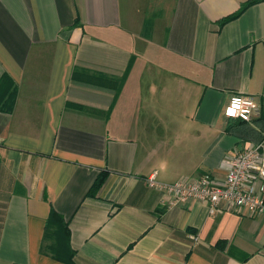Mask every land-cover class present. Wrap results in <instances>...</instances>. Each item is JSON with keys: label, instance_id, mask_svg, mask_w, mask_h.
Instances as JSON below:
<instances>
[{"label": "crops", "instance_id": "1", "mask_svg": "<svg viewBox=\"0 0 264 264\" xmlns=\"http://www.w3.org/2000/svg\"><path fill=\"white\" fill-rule=\"evenodd\" d=\"M248 1L0 0V264H264V214L164 208L147 183L223 180L264 141V2L221 24ZM235 95L259 117L226 118Z\"/></svg>", "mask_w": 264, "mask_h": 264}, {"label": "built area", "instance_id": "2", "mask_svg": "<svg viewBox=\"0 0 264 264\" xmlns=\"http://www.w3.org/2000/svg\"><path fill=\"white\" fill-rule=\"evenodd\" d=\"M241 102L235 117L227 114L233 103ZM246 109V111H245ZM260 115V106L253 97L233 96L224 110V116L253 122ZM149 187L161 194L160 203L172 208L190 201L207 204L211 215L221 210L246 212L250 217L264 214V141L252 144L239 152L229 163L223 180L203 175L197 180H179L175 183H160L156 174L147 179Z\"/></svg>", "mask_w": 264, "mask_h": 264}, {"label": "trees", "instance_id": "3", "mask_svg": "<svg viewBox=\"0 0 264 264\" xmlns=\"http://www.w3.org/2000/svg\"><path fill=\"white\" fill-rule=\"evenodd\" d=\"M264 2V0H252L241 5L240 9L230 17L225 18L221 21V24H225L228 21L238 18L251 6ZM15 101V86L11 82V79L4 75L0 81V108L6 111H11L14 108ZM246 123L245 121H241ZM107 179L106 173H101L93 184L88 196H95L101 189ZM46 242H51L48 250L58 259H65L69 261L70 253L73 255L70 243V230L68 223L65 222L64 218L52 211L48 223L46 226L45 239Z\"/></svg>", "mask_w": 264, "mask_h": 264}, {"label": "clouds", "instance_id": "4", "mask_svg": "<svg viewBox=\"0 0 264 264\" xmlns=\"http://www.w3.org/2000/svg\"><path fill=\"white\" fill-rule=\"evenodd\" d=\"M240 109H241V102L236 101L235 103H233L231 109L229 110V112L227 114H230L233 117H235L237 111H239ZM245 111H246V109H245Z\"/></svg>", "mask_w": 264, "mask_h": 264}]
</instances>
